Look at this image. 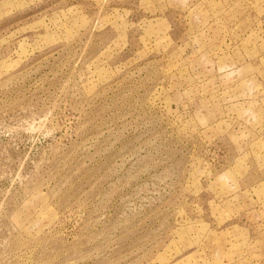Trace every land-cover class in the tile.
I'll return each mask as SVG.
<instances>
[{"label":"rangeland","instance_id":"374dc122","mask_svg":"<svg viewBox=\"0 0 264 264\" xmlns=\"http://www.w3.org/2000/svg\"><path fill=\"white\" fill-rule=\"evenodd\" d=\"M0 264H264V0H0Z\"/></svg>","mask_w":264,"mask_h":264}]
</instances>
